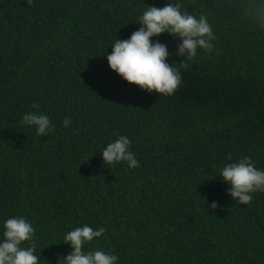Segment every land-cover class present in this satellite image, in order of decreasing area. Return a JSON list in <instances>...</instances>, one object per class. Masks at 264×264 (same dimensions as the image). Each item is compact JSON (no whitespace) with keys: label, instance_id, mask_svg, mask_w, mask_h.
I'll return each instance as SVG.
<instances>
[{"label":"trees","instance_id":"1","mask_svg":"<svg viewBox=\"0 0 264 264\" xmlns=\"http://www.w3.org/2000/svg\"><path fill=\"white\" fill-rule=\"evenodd\" d=\"M169 2L205 15L216 39L161 96L124 80L107 55L148 5ZM251 3L0 0V243L20 216L39 264H65L63 238L84 224L106 229L85 250H111L117 264H264V192L240 205L219 176L245 156L264 170V28ZM152 39L167 45V63L185 61L178 37ZM34 103L53 125L42 137L21 123ZM121 135L136 168L103 160Z\"/></svg>","mask_w":264,"mask_h":264},{"label":"clouds","instance_id":"2","mask_svg":"<svg viewBox=\"0 0 264 264\" xmlns=\"http://www.w3.org/2000/svg\"><path fill=\"white\" fill-rule=\"evenodd\" d=\"M28 3L31 4V0ZM181 7L171 2L162 8L148 5L139 17L138 24L142 27L134 31L129 39L117 38L112 44V52L107 55L110 68L128 83L149 93L173 96L182 83L181 69L188 70L192 66L190 62L197 57L198 49L211 53L214 49L211 41L216 39L205 15L200 14L197 18L188 11L182 13ZM246 14L253 20L259 17L258 24L264 28V0H252ZM165 32L181 40L175 54L186 57L183 63L175 66L167 63L170 55L167 45L153 42V37ZM31 107L36 111L25 113L21 123L34 126L37 136L47 135L53 130L49 116L38 111V103ZM70 123L71 120L66 117L64 126L68 127ZM130 146L131 140L123 135L109 143L102 150L105 164L124 161L130 168L138 167L139 162L130 151ZM227 159L232 160L231 153ZM219 176L231 185L229 194L240 205L251 204L253 193L264 192V170H259L248 156L223 165ZM217 207V203L211 204L212 209ZM4 228V242L0 243V264H39L32 224L24 217L16 216L7 219ZM105 232L103 227L94 230L88 224L67 232L63 242L69 244L73 251L63 257L65 264H117L118 257L111 250H85L86 245L95 238L103 237ZM24 242H31V245L23 247Z\"/></svg>","mask_w":264,"mask_h":264}]
</instances>
